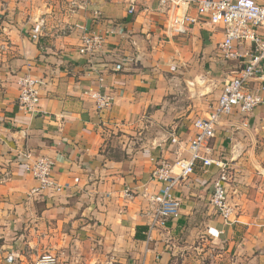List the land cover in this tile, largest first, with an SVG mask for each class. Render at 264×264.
Here are the masks:
<instances>
[{
    "label": "crops",
    "instance_id": "obj_1",
    "mask_svg": "<svg viewBox=\"0 0 264 264\" xmlns=\"http://www.w3.org/2000/svg\"><path fill=\"white\" fill-rule=\"evenodd\" d=\"M127 7L0 0V264H34L47 253L56 264H264V105L221 117L210 141L211 157L233 170L230 222L210 204L218 168L198 162L172 190L179 215L147 238L148 196L162 186L151 175L157 160L190 156L193 121L215 106L235 65L219 51L222 27L198 16L195 3L187 12L195 23L173 37L158 0L139 1L132 14ZM83 34L104 41L80 53ZM24 73L40 80L35 113L17 108ZM91 90L110 106L98 109ZM158 130L175 142L157 143ZM128 133L148 143L132 151ZM111 134L125 141L118 157ZM39 157L53 161L61 191H34L26 164ZM206 255L214 261L202 262Z\"/></svg>",
    "mask_w": 264,
    "mask_h": 264
},
{
    "label": "built area",
    "instance_id": "obj_2",
    "mask_svg": "<svg viewBox=\"0 0 264 264\" xmlns=\"http://www.w3.org/2000/svg\"><path fill=\"white\" fill-rule=\"evenodd\" d=\"M139 1L127 0L128 14L134 13ZM158 3L167 7L169 12L164 33L170 37L185 34L195 23V18L187 13L189 6L195 3L198 16L207 18L213 27H222L223 39L218 44L221 55L229 60H239L242 68L225 80L217 102L208 115L193 121L194 134L189 139L190 156L177 159L173 164L159 162L152 170V178L162 182V186L148 196L152 210L147 238H150L152 230L165 226L169 219L179 215L180 201L172 190L181 178L193 173L198 162L202 166L213 164L218 168V174L211 184L210 204L225 222H230L231 208L226 186L232 180V173L223 160L211 157L210 141L221 117L235 109L246 114L264 105V4L255 0H158ZM103 41L101 35L83 34L78 51L91 53ZM17 83V108L24 113H35L40 100V80L24 73L18 77ZM90 96L98 109L107 108L112 101L108 95L96 90H91ZM175 140V136H172L171 141ZM53 165V161L47 157H39L26 164V169L37 181L35 192L63 189L52 176ZM124 192L128 197L132 195L128 188ZM56 263V258L47 253L39 256L34 264Z\"/></svg>",
    "mask_w": 264,
    "mask_h": 264
},
{
    "label": "rangeland",
    "instance_id": "obj_3",
    "mask_svg": "<svg viewBox=\"0 0 264 264\" xmlns=\"http://www.w3.org/2000/svg\"><path fill=\"white\" fill-rule=\"evenodd\" d=\"M148 134L150 135L151 134V131H149V130H144V131H141L140 132V136L141 137H143V139H146V137L148 136ZM156 137L158 138L157 139V143H161L162 145L164 144H166V143H168V142H171L170 140V134H169V131L168 130H158L157 132H156ZM108 148H110V152L111 153H113V151H116V153H115V157H118L119 156V153H118V151H121L122 149V147H121V144H122V142H125V141H121L120 142V140L122 139H117L116 138V136L114 135V134H111V135H109L108 137ZM126 138H127V144H130L129 146H130V149L133 151V150H135V149H137V148H141L142 146H144V144L145 143H148V139L147 140H144V143L143 144H141V145H139L137 142L135 143V141H137L136 139H134L135 137H134V134H130V133H128L127 134V136H126ZM134 139V140H133ZM110 140H112V142H110ZM147 141V142H146ZM109 144H113L111 147H110V145ZM139 145V146H138ZM166 148V147H165ZM158 162H162V161H165V162H168V163H174L175 162V160H170V158H165V157H160L158 160H157ZM228 166V168H229V170L228 171H231V173L233 172V170H232V168L230 167V164H228L227 165ZM210 254H214L215 252H214V247H212V246H210ZM203 252H201V254H202ZM202 256H204V255H202ZM207 256L208 255H206V257L205 258H203L202 257V260L200 259V261H202V262H207V263H209V260L211 261H214V258H212V257H210V258H207ZM207 259H208V261H207ZM226 260V259H225ZM224 260V263H222V264H226L227 263V260L225 261Z\"/></svg>",
    "mask_w": 264,
    "mask_h": 264
},
{
    "label": "trees",
    "instance_id": "obj_4",
    "mask_svg": "<svg viewBox=\"0 0 264 264\" xmlns=\"http://www.w3.org/2000/svg\"><path fill=\"white\" fill-rule=\"evenodd\" d=\"M231 61L235 65V68H234L235 69V72L241 70L242 64L239 62V60H231Z\"/></svg>",
    "mask_w": 264,
    "mask_h": 264
}]
</instances>
